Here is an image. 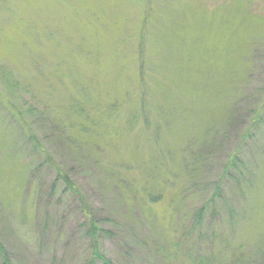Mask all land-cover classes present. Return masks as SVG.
<instances>
[{"label":"rangeland","instance_id":"rangeland-1","mask_svg":"<svg viewBox=\"0 0 264 264\" xmlns=\"http://www.w3.org/2000/svg\"><path fill=\"white\" fill-rule=\"evenodd\" d=\"M100 258L264 264V0H0V264Z\"/></svg>","mask_w":264,"mask_h":264},{"label":"trees","instance_id":"trees-1","mask_svg":"<svg viewBox=\"0 0 264 264\" xmlns=\"http://www.w3.org/2000/svg\"><path fill=\"white\" fill-rule=\"evenodd\" d=\"M144 51V49L141 47L140 48V56H142L143 55V52ZM28 113V112H27ZM23 114H21V116H22ZM133 117H137V116H134L133 115ZM260 117H261V115H260ZM138 118L141 120V115H139L138 114ZM22 119H23V124L25 123V126L27 127V131L28 132H31L30 130H29V128H30V125H28L26 122H25V119H24V115L22 116ZM258 119V118H257ZM138 122H140V121H138ZM254 127V126H253ZM252 127V128H253ZM234 164L232 163V166H233ZM60 175V174H59ZM61 176V175H60ZM62 178H63V180L64 181H67V178L66 177H63L62 176ZM67 185H68V182H65ZM73 186V184L71 183V185H70V187H68V188H73L72 187ZM202 215H203V212L200 210L198 213H196V216L194 217V220H196V223H195V225L196 224H200L201 223V218H202ZM95 261H97V262H100L101 264H112V263H110V261L108 262V261H106L105 259H102V258H100L99 260L97 259V260H95ZM203 263V262H202Z\"/></svg>","mask_w":264,"mask_h":264}]
</instances>
